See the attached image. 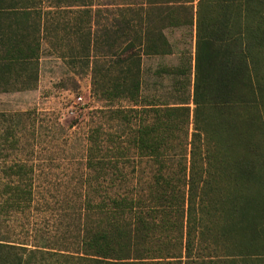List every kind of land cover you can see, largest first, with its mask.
<instances>
[{
  "label": "trees",
  "instance_id": "obj_1",
  "mask_svg": "<svg viewBox=\"0 0 264 264\" xmlns=\"http://www.w3.org/2000/svg\"><path fill=\"white\" fill-rule=\"evenodd\" d=\"M117 1L99 3L105 63L89 51L86 64L99 94L133 102L113 111L136 121L129 146L91 133L80 192L46 231L33 166L0 162V264H264V0H198L193 89L173 104L145 100L142 57L173 53L163 30L190 23L174 13L194 0ZM29 4L0 0L4 92L12 73L38 83L40 46L21 38L42 29ZM12 15L27 26L9 33Z\"/></svg>",
  "mask_w": 264,
  "mask_h": 264
},
{
  "label": "rangeland",
  "instance_id": "obj_2",
  "mask_svg": "<svg viewBox=\"0 0 264 264\" xmlns=\"http://www.w3.org/2000/svg\"><path fill=\"white\" fill-rule=\"evenodd\" d=\"M95 1L105 3V0ZM54 2H43L49 13L36 88L0 91V162L5 165V161H23L33 166L40 201L34 224L44 231L61 226L68 218L66 202H72L74 195L80 192L77 183L85 171L91 133L100 130L104 147L113 145L112 136H118L122 146L128 147L137 125L135 120L128 125L113 114L117 108H133V102L126 98L111 101L99 94L100 90L97 91L93 84L92 66L86 64L89 51L90 61L96 54L105 63V32L95 30L97 25L94 30L86 25L98 21L103 27L105 6L98 14L85 12L84 6H71L67 12H62L55 8ZM81 2L83 0H79ZM186 5V9H178L174 14L186 16L191 22L163 30L173 53L142 57V94L148 102L173 104L179 97H188L192 93L198 0ZM64 20L72 23L71 34L65 35L56 29L55 23ZM77 27L84 31L77 32ZM262 60L264 63V56ZM163 67L167 73L160 75L158 70ZM181 68L187 72L180 73ZM103 80L105 83V69ZM11 129L15 138H5L4 133ZM133 151L126 156L136 157ZM103 154L105 156V151ZM145 170L148 174L150 167Z\"/></svg>",
  "mask_w": 264,
  "mask_h": 264
},
{
  "label": "crops",
  "instance_id": "obj_3",
  "mask_svg": "<svg viewBox=\"0 0 264 264\" xmlns=\"http://www.w3.org/2000/svg\"><path fill=\"white\" fill-rule=\"evenodd\" d=\"M17 1H20L23 4L33 3L34 6H30V4H29V6L24 5L29 10H32L34 8L39 9L40 13L39 14H32L30 16L29 21L32 22L34 19H37L39 16H41V23H42L41 24V27H42L41 31L37 32L36 34H28L27 31L24 29L23 33H25L26 36L21 37V38L23 40L22 46H24V47L29 46L30 47L33 44H38L40 46V53H42V39L44 38V30H45L46 24L48 23V19H46V15L49 13V11L46 9L45 4L43 3L44 0H17ZM105 1L110 2L111 0H105ZM113 1L114 0H112V2ZM117 2H119V0ZM54 3H55L54 4L55 8L62 11V12L63 11L67 12L68 7H71V6H84L86 8L85 12H89L91 14H92V12L95 14L100 13V11L102 10V6H105V4L99 5V3H101V2H96L95 0H83V2H81V3H79V0H55ZM102 3H104V2H102ZM110 5L108 6V9L110 8ZM113 5H115V4H113ZM56 9H55V11H56ZM107 16H109V18H111V15L105 12V23L107 20L106 19ZM18 18L19 17H16V15L15 16L12 15L8 19V21H9V25H8L9 33L12 30H14V32H15V30L19 26L20 27L23 26L24 28L27 26L26 24L19 23ZM97 23H98V25H97ZM86 25L88 26L89 29H92V30H94L93 28H96V25L99 28V22L98 21L88 22ZM55 27L57 30L65 32V35L71 34L73 32V28H74L72 23L68 22L66 20H64L63 22L55 23ZM100 27H101V25H100ZM98 28H96L95 30H97ZM76 31L82 32V31H84V28L80 27V29H79V27H77ZM14 37H15V34H14ZM89 49L92 51V46L90 47V45H89ZM40 62H41V55H40V60H39V76H40ZM23 78H24V76H15V74L12 73L10 76V81L14 85L10 87L9 91H5V92L33 90L36 88L37 85L33 89H24V88L20 87L19 85H20V83H23ZM38 82H39V79H38ZM1 89L2 88H0V91L4 92Z\"/></svg>",
  "mask_w": 264,
  "mask_h": 264
}]
</instances>
